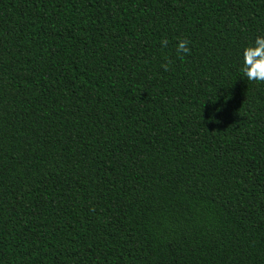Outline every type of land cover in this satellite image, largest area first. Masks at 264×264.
<instances>
[{
  "label": "trees",
  "instance_id": "1",
  "mask_svg": "<svg viewBox=\"0 0 264 264\" xmlns=\"http://www.w3.org/2000/svg\"><path fill=\"white\" fill-rule=\"evenodd\" d=\"M260 35L264 0H0V264H264Z\"/></svg>",
  "mask_w": 264,
  "mask_h": 264
},
{
  "label": "clouds",
  "instance_id": "2",
  "mask_svg": "<svg viewBox=\"0 0 264 264\" xmlns=\"http://www.w3.org/2000/svg\"><path fill=\"white\" fill-rule=\"evenodd\" d=\"M166 46L167 41H162ZM189 41L179 40L177 54L180 56L190 52ZM167 67V66H165ZM240 72L249 82L264 83V35L257 36L252 43L241 52Z\"/></svg>",
  "mask_w": 264,
  "mask_h": 264
}]
</instances>
